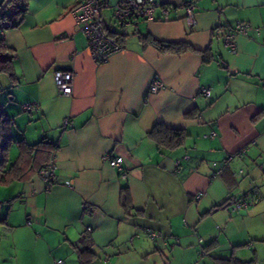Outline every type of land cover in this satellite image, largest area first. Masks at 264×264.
Instances as JSON below:
<instances>
[{
    "label": "crops",
    "instance_id": "crops-1",
    "mask_svg": "<svg viewBox=\"0 0 264 264\" xmlns=\"http://www.w3.org/2000/svg\"><path fill=\"white\" fill-rule=\"evenodd\" d=\"M82 1L27 0L20 24L2 32L13 75L0 74V103L26 139L57 147L49 189L35 172L5 215L21 262L78 264L85 233L96 264H218L232 255L264 264V0H155L153 18L125 35L104 8L123 48L102 63L71 11ZM237 22L248 28L231 50L224 37ZM148 35L191 48L163 52ZM55 70L73 73L71 95L58 90ZM155 75L165 86L149 94ZM157 123L184 130V143L159 148L148 135ZM106 151L122 158L125 176L102 159ZM238 201L246 205L232 210Z\"/></svg>",
    "mask_w": 264,
    "mask_h": 264
},
{
    "label": "trees",
    "instance_id": "trees-1",
    "mask_svg": "<svg viewBox=\"0 0 264 264\" xmlns=\"http://www.w3.org/2000/svg\"><path fill=\"white\" fill-rule=\"evenodd\" d=\"M26 11L27 0H3L0 3V30L19 25ZM109 33L115 36L112 31H109ZM146 37L151 44L163 52L180 53L191 48L184 42H162L150 35ZM202 52L204 53V60H208L205 51ZM12 64L13 53L6 45L0 32V74L8 73L12 76ZM148 135L162 149H173L182 145L187 136L184 130L168 128L161 123L154 125ZM13 146H16L17 153L12 157L10 152ZM56 148L55 143L48 141L46 137L34 143L29 142L22 135L21 130L14 125L13 119L6 113L3 104L0 103V185L8 186L14 182H22L30 178L35 172L39 173L40 169L51 161ZM15 198L14 196L9 202H12ZM120 205L125 211H129L132 206L127 186L121 187ZM223 205L224 203L221 204V206ZM1 224H4L9 230L6 216H0ZM157 236L149 237L156 239ZM80 242L82 247H76L78 264H96L97 256L92 249L91 238L83 233ZM208 248L209 245L203 246L202 252H207ZM218 264H256V262L255 260H241L232 255L227 258H218Z\"/></svg>",
    "mask_w": 264,
    "mask_h": 264
},
{
    "label": "built area",
    "instance_id": "built-area-1",
    "mask_svg": "<svg viewBox=\"0 0 264 264\" xmlns=\"http://www.w3.org/2000/svg\"><path fill=\"white\" fill-rule=\"evenodd\" d=\"M157 6L158 4L155 0H117L115 3H112L110 0H83L74 5L71 11L77 23L80 25L81 31L87 38V45L94 61L96 63H102L107 61L114 52L123 48L121 43L109 33V25L102 18V10L104 8H111L112 17L120 28V34L125 35L129 24L138 19H152ZM194 9L195 4L193 2L186 3V18L190 23L194 22ZM161 12L164 18L167 19L168 11L166 6L161 7ZM247 28V23L237 22L234 29L226 33L224 37L225 45L229 49L234 50L236 46L234 41L235 33L245 34ZM0 32L2 33L3 30H0ZM53 77L58 90L63 95L69 96L72 94L74 75L71 71L55 70ZM164 86V82L155 75L148 85L147 92L149 94H155L163 89ZM202 93L208 94L209 90L202 89ZM214 134V131L210 132L211 136ZM102 159L111 167L121 170L123 176L127 174L122 164V158L112 151H106L102 155ZM179 161L180 159H177L176 164ZM38 175L42 181L43 189L48 190L52 181L55 180V165L53 161H50L45 167L41 168ZM201 194L196 193L195 198H199ZM245 205V201L234 202L232 210H236ZM147 232L150 237L157 236L155 231L148 230ZM130 241H132V238ZM60 263L61 260L57 261V264Z\"/></svg>",
    "mask_w": 264,
    "mask_h": 264
},
{
    "label": "rangeland",
    "instance_id": "rangeland-1",
    "mask_svg": "<svg viewBox=\"0 0 264 264\" xmlns=\"http://www.w3.org/2000/svg\"><path fill=\"white\" fill-rule=\"evenodd\" d=\"M30 132H32V128L28 129V134H30ZM37 139L38 137H27V140L30 142H34ZM14 152L15 149H13V154ZM19 187V182H14L8 186L0 185L1 217H4L9 212L11 208V202H9V200L18 194ZM7 229L8 228L4 224L0 225V264H26L21 262L22 256L25 253L24 248L20 245H14L15 242H13V239L15 237H13L11 232ZM18 236H20V234H18ZM61 260H64V258L61 257ZM69 261L70 260L68 259L67 264H70Z\"/></svg>",
    "mask_w": 264,
    "mask_h": 264
}]
</instances>
